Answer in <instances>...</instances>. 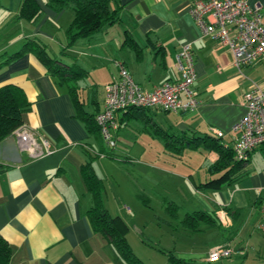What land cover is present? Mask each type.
<instances>
[{
  "label": "crops",
  "instance_id": "0c3cea01",
  "mask_svg": "<svg viewBox=\"0 0 264 264\" xmlns=\"http://www.w3.org/2000/svg\"><path fill=\"white\" fill-rule=\"evenodd\" d=\"M34 1L40 13L28 20L20 17L23 0H0V87L13 84L22 89L29 109L21 126L47 138L55 151L30 158L19 151L13 134L0 141V237L10 246V264H127L87 217L93 198L81 167L89 161L102 185L104 207L127 224L126 240L144 264H252L264 259V237L257 229L264 167L253 164L254 152L247 175L232 181L230 176L217 187H201L213 177L207 169L217 157L214 151L185 148L182 154L186 149L206 153L201 164L184 170L189 174L168 172L148 156L170 152L163 132L203 136L220 130V141L231 146V127L244 113L242 94L252 83H264V55L241 68L234 66L227 46L195 23L188 0H111L117 19L71 44L65 30L73 18L72 7L55 10L47 0ZM249 2L261 5L264 23V0ZM29 39L85 72L77 89L88 113L102 109L104 86L117 77L115 61L126 67L141 90L152 91L178 79L174 56L188 43L195 58L193 87L199 105L189 112L146 108L143 113H116L118 150L110 151L114 158L106 157L100 152L106 147L101 136L88 132L67 88L56 83L34 54L6 61ZM226 135L229 141L223 140ZM135 147L147 157L128 156ZM255 151L264 156L261 148ZM118 153L134 162L132 171L139 166V177L127 175L129 167L124 169ZM198 168L205 169L203 178ZM143 206L155 211L152 229L146 230L151 223L139 214ZM194 211L208 218L193 229L185 219ZM220 245L232 249L230 257L209 262V251Z\"/></svg>",
  "mask_w": 264,
  "mask_h": 264
},
{
  "label": "built area",
  "instance_id": "2783aa9c",
  "mask_svg": "<svg viewBox=\"0 0 264 264\" xmlns=\"http://www.w3.org/2000/svg\"><path fill=\"white\" fill-rule=\"evenodd\" d=\"M189 13L202 31L227 46L232 63L237 68L246 66L264 55V23L261 5L249 0H188ZM194 54L190 44H184L174 56L178 79L165 81L152 91H143L133 80L126 67L115 61L117 77L106 84L103 90L102 109L95 115L104 144L116 146V131L119 123L116 113L131 107L159 108L168 112H189L199 105L195 80ZM240 104L243 115L231 127L232 149L237 161H246L257 149L264 147V83H252L242 94ZM216 136L223 132L214 130ZM16 145L30 158L50 155L55 146L44 136L20 126L14 132ZM264 237V200L260 206L257 224ZM232 249L225 245L209 251L207 260L216 262L230 257Z\"/></svg>",
  "mask_w": 264,
  "mask_h": 264
},
{
  "label": "trees",
  "instance_id": "16d2710c",
  "mask_svg": "<svg viewBox=\"0 0 264 264\" xmlns=\"http://www.w3.org/2000/svg\"><path fill=\"white\" fill-rule=\"evenodd\" d=\"M111 0H47V5L55 10H59L70 5L73 9V18L65 30L67 43L71 44L76 39L88 38L101 30L105 25L113 23L117 19L116 10L110 8ZM40 13L39 7L34 0H23L20 8V17L33 19ZM31 52L46 67L48 72L54 77L56 83L64 85L71 95L76 109V116L82 120L88 132L99 136V128L95 123V115L99 112L97 109L93 113H88L83 108V101L79 97L77 82L85 74L79 67H72L52 57L44 44L35 39H29L23 46L6 61H10L18 56ZM5 61V62H6ZM29 109V103L22 89L13 84H6L0 87V141L22 125V116ZM146 108L131 107L127 110L141 112ZM163 111V110H162ZM168 112V111H164ZM164 145L170 149L174 155H181L185 148L196 149L198 147L214 151L216 159L209 164L207 172L210 177L201 187H217L227 179L243 177L248 174L247 164L250 157L242 162L237 161L233 155L232 145H226L220 140L223 137L211 134L196 136L186 132H163ZM103 155L114 158L110 152L114 148L105 147ZM260 149V148H259ZM264 150V147H261ZM97 156V155H95ZM81 172L88 190L91 192L93 202L87 211V217L92 228L100 232L110 243L116 255L123 259L127 264H144L130 248L126 234L128 232L127 224L121 217L111 215L104 207L102 200V185L95 174L91 162H86L81 167ZM233 174V175H232ZM207 220L208 215L201 211H194L186 216V225L196 227L201 219ZM10 246L0 237V264H10ZM177 263L176 259L172 260Z\"/></svg>",
  "mask_w": 264,
  "mask_h": 264
},
{
  "label": "rangeland",
  "instance_id": "374dc122",
  "mask_svg": "<svg viewBox=\"0 0 264 264\" xmlns=\"http://www.w3.org/2000/svg\"><path fill=\"white\" fill-rule=\"evenodd\" d=\"M9 16H11V15H9ZM100 74L101 75H104L103 73H100ZM223 140L229 141L230 140V137L228 135H226V136H224V139ZM115 148H116V146H115ZM116 150H118V148H116ZM119 150H121V149L119 148ZM133 152L134 153H131V155H128V156H136V157H138L140 159L143 158L142 156H146V155L138 154V151H137V148L136 147H135V149H133ZM170 153L171 152H168V153H163L162 152L160 154H154V155H148V156H149V158H154L152 160H155L158 163H161V165H163V167L165 168V170H167L168 172L169 171H174V172L176 171L178 173L185 172L184 170H187L190 165L191 166L193 165L194 167H197L206 158V153L205 152H202V153L200 151L193 152V150H189V149H186V151L183 154H181V155L180 154L179 155H177V154H174L173 155V154H170ZM133 154H135V155H133ZM118 155H120L119 158H124V157L127 156L124 153H118ZM208 159H210V158L208 157ZM183 160H187V161L182 162ZM123 162L127 164V165L124 164L125 166H127V167H124V169L129 167L128 172L126 171V173H127L128 176H130L131 178L139 177L138 173H136L137 172V168H139L138 165L136 166L135 171H132L133 168H134L132 166V164L134 162L129 161V160H125V158H124V161ZM253 164L256 167H260V166H263L264 167V156H263V154L261 152L254 151ZM97 166L98 165L96 164V168H97L98 173L100 175H102V173L98 170V167ZM197 170H200L199 173H198L199 175L202 176L203 174H205L204 173L205 172L204 171L205 169H199L198 168ZM162 174H163V172H162ZM185 174H189V173L185 172ZM203 177L204 176H202V178ZM144 178H147L146 175H145ZM195 196H199V195L198 194H195ZM199 197H201V196H199ZM154 213H155V211L152 209V206L151 207L143 206V208H141L140 211H139V214L140 215L142 214V216H145V220L151 223L150 226L148 225V227H146L147 228L146 230L152 229V227H153L152 224L154 222H157L156 217L154 216ZM252 261H254L252 264H264V259H261V257L255 259V260H251V262Z\"/></svg>",
  "mask_w": 264,
  "mask_h": 264
}]
</instances>
